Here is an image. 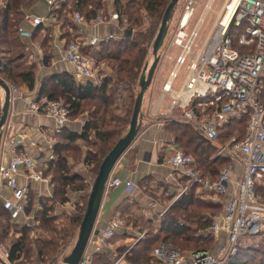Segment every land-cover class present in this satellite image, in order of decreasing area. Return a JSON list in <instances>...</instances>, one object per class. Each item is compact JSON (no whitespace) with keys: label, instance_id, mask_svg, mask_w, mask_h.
<instances>
[{"label":"built area","instance_id":"built-area-1","mask_svg":"<svg viewBox=\"0 0 264 264\" xmlns=\"http://www.w3.org/2000/svg\"><path fill=\"white\" fill-rule=\"evenodd\" d=\"M45 1L51 4L50 0ZM196 1L186 0L177 32L170 41V45L180 47L181 52L176 57L169 80L162 87L163 94L170 101L166 117L189 124L208 142L217 141L219 131L232 121L246 119V125L241 137L232 136L218 146L215 158H225L230 165L219 171L215 181L201 177L194 158L183 152H174L164 164L174 173L173 180L185 178L190 184L201 185L203 192L221 199L227 196L233 183L232 165L238 163L241 166V175L234 182L235 192L223 204V211L211 219L205 230L204 236L214 239L220 234L225 235L226 241L218 255L198 250L185 256L178 248L161 243L151 253L155 264H227L246 247L242 239L264 235V205L256 193L257 186L264 184V0H227L205 44L195 54L193 49L203 20L190 34L186 30L195 12ZM206 9L209 10V6ZM116 21L117 15L111 13L106 19H94L91 26ZM28 22L34 28L42 24L39 18H30ZM71 22L82 32L85 22L78 13L72 15ZM20 35L30 37V32L22 31ZM98 42L96 37L80 38L64 47L62 59L72 68L76 82L84 83L94 78L91 62L82 55L81 48L95 46ZM183 69L186 73L184 83L175 91L172 83ZM10 94L11 105L23 99L22 93L15 89H10ZM27 107L35 116L44 114L53 119L56 123L54 133H60L68 122L69 110L60 101L32 99L27 102ZM10 129L6 123L0 141V207L14 222L24 216L27 206L24 201L29 191L27 184L49 185L50 181L43 178L38 161L21 150L27 135L15 137ZM6 154L9 157L5 160ZM19 175L25 178L24 186L18 185ZM120 184L118 180L108 181L106 189ZM125 187L133 189L134 185L126 182ZM5 190L10 193L9 198L1 197ZM126 231L124 222L113 219L107 229L96 234L93 232L88 245L93 253L106 252L111 249V239ZM3 257L8 259V252L4 251Z\"/></svg>","mask_w":264,"mask_h":264},{"label":"trees","instance_id":"trees-1","mask_svg":"<svg viewBox=\"0 0 264 264\" xmlns=\"http://www.w3.org/2000/svg\"><path fill=\"white\" fill-rule=\"evenodd\" d=\"M102 1L60 0V2L51 7L49 17L60 20L62 17L61 13L65 12L66 8H69V11H67L68 15L63 17L65 23L69 21V16L75 11L83 16L85 22H90L97 15L101 14L99 11H101V7L103 6ZM170 1L129 0L125 4H121L119 0H115L113 3L114 13L118 17L119 25L123 27L122 25L125 23L126 30L132 33L136 27H140L141 25L140 9L148 15H153L154 13L152 17L157 19V27L160 26L164 10ZM4 2L5 9L0 17V77L15 78L16 73L13 70L16 69V72L17 70H22L21 73H17V77L31 90L33 89V72L31 71L33 70V66L24 69L22 67L23 64L20 66V63H18L24 59V49L19 31L24 19V10L34 6L37 0H4ZM154 27H149L146 32L137 30L129 37H124L120 40L110 39L100 42L97 49L88 46V48L81 50V53L85 56L89 55V52H92L93 55L91 56L94 60H97V57L98 60L111 59L117 61L119 65L115 72V80L112 76H107L98 85H92L91 83L81 85L75 83L69 74L64 73L47 77L41 83L38 94L39 98L54 101L56 98L61 97L65 100V104L69 110V118L80 116L84 112H87V117L80 133L73 132L67 126H64L61 133L55 137L58 141H56L55 145L51 146L50 154L53 156V159L48 161V173L53 170L51 183L52 197H41L38 199L41 201L37 205L40 209L36 212L37 216L35 218L40 223L38 227L44 233L52 236V238H38L34 242L38 264L57 263V258L68 247L74 236V226H80L85 212L86 202L83 201L81 207L77 206L75 213L66 216L69 222L68 227L71 230L63 228L58 231L56 226L52 225L53 217H51L50 212L53 207L47 205L49 201L65 204L69 201V196L72 194H79V201L85 200L88 197V195L84 194L85 188H87V179L81 173L69 172L68 158L62 155V153L76 152L79 155L82 154L81 164L87 170H91L93 175L96 176L103 158L116 142L125 135L129 127L135 98L139 91L138 82L146 65L144 64L145 58L147 52L150 51L149 48L152 47L157 33ZM42 31L44 29L39 25L35 30L34 38ZM69 37V35L66 36L67 41H69ZM50 39L48 36V43L45 42L46 39L41 41V49L46 48L47 53L49 52L48 54L44 52V65L49 64L51 57ZM110 48H113V51ZM94 56L96 57L94 58ZM28 69L31 70L27 71ZM122 93H124L127 101L119 105L118 108L116 106L113 107L116 98ZM88 104H90V107ZM120 110L122 114L117 116L116 112ZM245 125L246 119L230 122L219 131V138L215 142H208L200 137L189 124L171 118H168L167 122H165V130L172 134L173 142L180 149L194 158L196 168L202 177L207 176L215 179V166L221 165L224 167L229 165V161L225 158H214L218 146L226 141L223 140V136H230L236 132L241 137L244 133ZM77 142L83 144L84 153H82ZM180 182L182 184L189 183L185 178L181 179ZM145 186H147L146 182L144 185L142 183L141 187L145 188ZM192 187L196 190L195 185ZM191 188L172 204L169 208V214L165 219L160 221L158 226H155L151 220L147 222L149 230L152 231L147 232L143 240H139L133 245L129 251L130 256L127 257L128 261L132 264H155L150 252L155 245L161 242L168 243L179 249L181 247L182 249L190 244L195 245L200 240L207 239L193 234L195 230L192 226L196 225V229L206 230L210 224V218L209 220L205 219L204 222L198 219L199 213L196 212L195 208L200 209L202 206L190 194ZM261 191H263V188L257 187L256 193L258 196L261 194ZM260 196L262 198V195ZM28 197H33L32 192H30ZM33 204L34 201L30 199L29 207L25 208L26 213H30L29 208ZM131 206L129 203L122 205L118 211L121 215L132 216L129 209ZM213 209L216 212L221 210L218 205ZM178 211L182 212L180 216H176ZM3 218H6L5 221H2ZM6 220L10 223L8 214L0 207L1 240L7 237L10 229V225L6 223ZM12 223L20 225L19 220ZM132 225L136 226L135 220H132ZM31 230L32 227L28 223H24L19 227V237L11 241L7 247L8 264H24L23 262L26 259L29 260L32 251L30 244L32 242L29 241L28 234ZM122 237L125 238L126 234L123 233ZM259 237L263 241L260 245L253 246L249 244V248L241 249L227 264H249L250 262L252 264H264V235ZM93 263L105 264L103 257H98L97 261H92Z\"/></svg>","mask_w":264,"mask_h":264},{"label":"crops","instance_id":"crops-1","mask_svg":"<svg viewBox=\"0 0 264 264\" xmlns=\"http://www.w3.org/2000/svg\"><path fill=\"white\" fill-rule=\"evenodd\" d=\"M50 1L51 4L46 2L45 0H37L34 6H32L30 9L24 10V17H23L24 19L20 27L19 36L23 44V49L26 51L24 57H27L29 59V62L33 64L31 66L36 67L33 75V89L30 90L26 85H24V88L26 89L25 91L27 92L25 93L22 92L23 99L17 100L12 105H10L8 119H7V123H9V125L11 126L10 133L12 135H14L15 137H17L18 134L27 135L26 139H24L23 141L21 150L26 151L32 157H34L38 161V164L41 169H44L43 166H46L48 164V161L53 159L52 155L50 154V149L51 146L56 144V138H55L56 135L54 133V130L56 128V123L53 119L47 116H43V115L35 116L31 114L28 110L27 102L31 101L32 99H36L37 101L47 100L45 98L38 97L40 86L43 79L54 75H61L64 73L69 74L73 79L72 68L62 59V51L64 47L69 43L66 39L67 35L66 34L62 35L59 32L57 20L49 17L50 11L52 9L51 7H53L58 2H60V0H50ZM201 1L202 0L196 1L195 10L200 9ZM215 1L216 0H206L203 6H205V4L207 3L209 4L210 9L209 10L206 9L204 10V12L200 11L199 14L203 20L202 24L205 23V21L208 19L210 15H213V19L211 20V24L205 34V37L208 36L213 24L217 20L227 0H223L218 9L213 8ZM4 9H5V2L4 0H0V17ZM71 16L72 14L69 16V22L72 25L71 31L75 32L74 35L75 39L96 37L99 42L97 45L92 46L94 47V49L98 48L100 42L108 41L110 39L120 40L121 38L129 37L132 34L130 33V35L127 36L126 28L121 27L118 21L111 24L99 25L97 27H92L91 22L84 21L85 26L81 28L82 32H80L79 29L71 22ZM30 18L41 19L42 24L40 25L44 29V31L53 30V35L50 36L51 39L49 41V45L51 49L50 51L51 57L49 64L47 66L43 64L44 54L41 53L40 51L41 42L40 44L36 43L37 36L44 31L38 33L35 36L36 38H34L35 30L38 26L35 28L32 27V25L28 22ZM201 26H200V30L202 28ZM22 31L30 32V37H22L20 35ZM168 43L169 42H165L164 45L165 44L168 45ZM165 47H162L161 49V50H166L165 56L164 58H161L162 56L160 57V62L158 63L152 82L143 97V102L141 107L142 121H141L139 133L136 139L134 140V142L131 144V146L127 149V151L122 155L120 160L116 163L115 167L113 168L110 174L108 181L118 180L121 182V184L117 187L106 189L105 195L103 197L101 209L99 211L98 219L95 225L97 232L107 229L111 220L119 219L118 214H120V212L118 211V209H120V206L122 205L128 203L129 205L131 204L130 203L131 199L135 196L137 192H139L142 183L144 185L146 182V185H148L152 182L157 181L158 184L160 185L170 186V188H168L169 190H171L170 192H174V189L172 187H175L176 188L175 191H178L179 185H181L180 184L181 179L178 178L177 180L176 178V180H173L174 173H172L171 169L164 164L165 160L168 159V157L172 155L174 151L181 150L173 142L172 134L167 130H165V122H167L168 118H170V117H166V115L169 113L168 108L170 105V101L167 99L166 95H164L162 91L163 85L169 80V74L173 69L176 57L179 54V52L175 55V57L172 58L170 57L169 53L173 49L178 50L177 47L173 45H169L167 46V48ZM85 48H88V46L82 47L81 50ZM82 55L84 54L82 53ZM167 61L169 62L173 61L172 67L169 68L165 67V63ZM185 75L186 73L184 69L181 70L178 79L172 83L173 90L177 91L182 87L185 80ZM104 78L105 77L102 76L100 80ZM100 80H98L97 78L96 79L93 78L92 80H89L84 83H78L75 80L74 82L81 85H85L87 83H91L92 85H98ZM3 96H4L3 92L0 89V108L3 101ZM120 97L118 96L117 100H119ZM86 117H87V112H84L80 114L79 121L72 122L68 119L66 126L71 131L80 133L82 131V127ZM78 143L81 142H77V144ZM80 148L84 153L85 149L83 147ZM8 157L9 154H6L5 160ZM85 170L86 168L83 166V164H81V169L73 170V172L81 173L88 180L89 174ZM240 175H241V166L238 163L232 165L233 183L229 186L227 196L225 198L224 197L222 198L223 202L221 204V207L223 206L225 201H228L229 198L234 194L235 192L234 182L239 179ZM144 179L145 181L143 182ZM17 182L19 186H24L26 184L25 178L22 175H19L17 177ZM126 182L133 183L134 188L133 189L126 188L125 187ZM38 186L39 187L36 186V183H28L27 184V188L29 189L28 195H30V192H33L35 194H39L40 195L39 198L41 197L51 198L52 192H50V188H51L50 184L49 185L38 184ZM1 195L2 198L10 197V193L6 190L3 191ZM79 197H80L79 194H75L72 200V198L70 199L69 196L68 202L70 204L72 203L73 205L77 204V200H79ZM35 207L38 208V206ZM27 216L29 215L26 214V217L24 215L23 217L17 219L20 221L19 223L20 225L31 221V219H27L29 218ZM32 229H34V227H32ZM126 232H122L120 234L117 233L115 236L120 238V236H122L123 233L128 235V233ZM113 238L111 240H113ZM218 239L219 241H222L221 242L222 244L225 240V235L220 234ZM0 245H1L0 258L6 264H8L7 259L3 257V253L4 251L7 250V248H3L1 242ZM249 247L250 245H246L245 248H249ZM91 253H93L92 250L90 254ZM85 259L86 258H84V260Z\"/></svg>","mask_w":264,"mask_h":264},{"label":"rangeland","instance_id":"rangeland-1","mask_svg":"<svg viewBox=\"0 0 264 264\" xmlns=\"http://www.w3.org/2000/svg\"><path fill=\"white\" fill-rule=\"evenodd\" d=\"M114 1L115 0H103L102 1L103 6L101 7V11H99V12H101V14L97 15L94 19H96V18L106 19L109 14L113 13L114 12V5H113ZM119 1H120L121 4H125L129 0H119ZM222 1L223 0H216L215 4L213 5V8L214 9H218L220 4L222 3ZM205 2H206V0H202L200 9L198 8L199 10H195V12H194V14L192 16V19L190 21V24H189V26H188V28L186 30V32L188 34L191 33L193 28H196L197 23L202 19L200 17V15H199L200 11L204 12V10H206V6H209V4H207V3L205 4V6H203V4ZM185 3H186V0H179L177 6L175 7L173 15H172V18H171V21L169 23L167 35H166V38L164 40V43L165 42H169V43H168V45L167 44L164 45V43H163L162 47L166 46L165 48H167V46L170 45V41H171L173 35L177 32L178 23H179V20L181 18ZM67 11H69V8H66L65 12L61 13V15H62L61 19L57 20L58 29H59V32L62 35L63 34L64 35L65 34L66 35L70 34V37L68 38V40H69L68 42H77L78 39H75V37H74L75 32L71 31V28H72L71 23L69 21L65 23V21H64L65 19L63 18L65 15H68ZM75 13H78L83 18V16L79 12H76V11L72 12V15L75 14ZM153 15H154V13H153ZM153 15H148L146 12H144L143 10L140 9L139 10V16H140V19H141V25H140V27H136L134 29V31H132V33L136 32L137 30L142 31V32H146L149 29V27H152V26H155L154 28H156V32H157L159 26L156 27L157 19L152 17ZM94 19H92L91 21H93ZM212 19H213V15H210L208 17V19L205 21V23L202 24V26H201L202 28H201L200 33H199V38L197 39L196 46L193 49L195 54L197 53V50L202 45H204L205 42H206L205 38H207V37H205V34H206L210 24H211V20ZM117 21H118V17H117ZM122 26L126 27V24L124 23ZM52 35H53V30H45L44 32H42L41 34H39L37 36L36 43L40 44V42L45 40V39H46L45 42L48 43L47 37L48 36L50 37ZM162 47H161V49H162ZM149 49L151 51V47ZM161 49L159 51V56L160 57L162 56L161 58H164L166 50H161ZM177 49L178 50H176V49L175 50L174 49L171 50V52L169 53L170 57L173 58V57H175V55L178 52H181V48L180 47H178ZM110 50L113 51V48H110ZM40 51L43 54H44V52L47 53V49L46 48L43 49V50L41 49ZM150 51L147 52V56L145 58L146 60L144 62V64H148V66L151 64V62L153 60L152 56L150 55ZM23 53L25 55L26 51L23 50ZM89 53L90 54L87 55L86 57L91 62L92 71H93L92 73L94 75V78L95 79L97 78L98 80H100V78L102 76L103 77L112 76V78L115 80L116 79L115 72L118 69L119 63L117 61H114V60H111V59L98 60V58L96 56H94V58L96 57L97 60H94L93 57L91 56V55H93L92 52H89ZM172 60H174V59H172ZM159 62H160V59H159ZM18 63H20L19 64L20 66H21V64H23L22 67L24 69H27L28 67L33 65V64H31L29 62V59L27 57H24L23 61L22 62H18ZM172 64H173V61H171V62L167 61L165 63V67H167V68L172 67ZM45 66H47V65H45ZM35 69H36V67L33 66V70L28 69L27 71L31 70L33 72V75H34ZM13 71H14V73H16L15 74V78L14 77L8 78L6 76H3V77L1 76L0 78L7 84V86L10 89H15V90H17L20 93L27 92V91H25L26 89L24 88L25 84L17 77V75H18L17 73H21L22 70H17V72H16V69H15ZM123 95H124V93L119 95V97L121 96L119 98V100H117V98H116L115 102L113 103V107L116 106L118 108L119 105H121V104H123L124 102L127 101L125 96H123ZM46 101H49V100H46ZM54 101H60L61 103H63L66 106L65 100L63 98H61V97L60 98H56ZM88 106L90 107V104H88ZM85 109H87V107H85ZM120 112H121V110L119 112H116V115L117 116L121 115L122 113H120ZM42 115L45 116L44 114H42ZM39 116H41V115H39ZM79 117L80 116H77V117H74V118H69V116H68V119L70 121L74 122V121H79L80 120ZM60 133H55V135H58ZM238 135L239 134L236 133V132L233 135H230V136L225 135V136H223L224 137L223 140L228 141L232 136L240 137ZM56 141H58V139H56ZM77 145L79 147H83L82 143H78ZM69 151H71V149H69ZM176 151L185 153V151L182 150V149L181 150H176ZM176 151H174V152H176ZM82 153H83V151H82ZM185 154H187V153H185ZM62 155H65L68 158V165H69V169H70L69 172L70 173H72L73 170L81 169V159H82L81 155L82 154L79 155L76 152H69V153L63 152ZM43 167H44V169H42V176H43V178L48 179L50 181L49 184L51 185L52 176H53V170H51L48 173V168H49L48 164L46 166H43ZM224 167L221 166V165L220 166H217V165L215 166V168H214L216 170V174H215L216 178L215 179H211V178H209L207 176L203 177V178H208L211 181H215L217 179V177H218L219 171L222 168H224ZM85 171L89 174V179L87 180V188H85L84 194L88 195L89 192H90L91 185H92V182L94 180L95 175H93V172H91V170H87L86 169ZM197 172L199 173L198 170H197ZM199 175L202 177V175L200 173H199ZM177 180H178V178H177ZM180 184L181 185H179V190L178 191H175L176 188L172 187L174 189V192H170L171 190L168 189V188H170V186L160 185V184H158L157 181L148 184L147 186H145V188L144 187H140L139 192H137L135 194V196L130 201L132 206L129 209H130V212H131L132 216H129V215L125 216L123 214L122 215L118 214L119 220L124 222V228L127 229L126 233H128V235H126L125 238L122 237V236H120V238L115 236L113 238V240L110 241L111 249H108L106 252L91 253L90 254L91 249H90V246L87 245V248H86V251H85V254H84V258H86L84 260V261H86L85 264H92V261H97L98 257H103L105 264H125L124 262H126V264H132L127 259V257L130 256L129 251L131 250V248L133 247L134 244H136L139 240H143L146 237V233L147 232H151L152 231V230H149V226H148L147 222H149L151 220L152 223L155 226H158L160 221L162 219H165L167 217V215L169 214V208L172 206V204L174 202H176V200L179 199V197L181 195H184L185 193H187V191L193 185H195L196 190H195V188L192 187L193 189L191 188L192 191L190 190L191 191L190 194H192V197L194 198V200L198 201L200 203V205L202 206V208H200V209L195 208L196 212L199 213L198 219H200L202 222H204L205 219L209 220V218H210V223H211V219L216 214H218V213L223 211V206L221 207V203L223 202V199L215 198L210 193L203 192L201 185L190 184V182L189 183H185V184H182V183H180ZM36 186L39 187L38 184H36ZM50 187H51L50 188V192H52V186H50ZM257 187H262L263 188V191H261V194L259 193L260 195H262V198H261L260 195L258 196L259 197V201L262 203L263 202V198H264V184L259 185ZM186 188H187V190L184 192L183 190H185ZM30 191H32V190H30ZM39 196H40L39 194L33 193V197L32 198L26 197V200L24 201V203L25 202L27 203L26 208L29 207V200L30 199L34 201L33 206H31L32 208L31 207L29 208V212L30 213H26V212L24 213L25 217H26V214L29 215V216H27V217H29L27 219H31V221L28 222V223L31 224L30 225L31 227H34V229H32L31 232L28 234L29 241L32 242V244H30L31 245L30 247L32 249L31 254H30V258L31 259L30 258H29V260L26 259V261L23 262L24 264H38L37 263V259H36V257H37L36 256V247H35V243H34L36 241V239H38V238H52V236H49L48 234L44 233L40 229V227H38L40 225V223L35 218V216H37L36 212L40 209V208L35 207V206H37L39 204V202H41L40 200H38ZM73 196H74L73 194L70 195V199L72 198V200H73ZM51 197H52V195H51ZM83 201L87 202V199H85V200L82 199V201L81 200L80 201L77 200V204L78 205L77 204L73 205L72 203L70 204L69 202H67L65 204H61V203H58V202L54 203V201H49L47 205L48 206L51 205L53 207L52 211L50 212L51 217H53L52 225L56 226V229L58 231H60V229H63V228H67L68 229L69 228L68 227L69 222L67 221V217L66 216H68L69 214L75 213L76 209H77V206L81 207V205L83 204ZM152 203H155V204H152ZM262 204L264 205V202ZM217 205L220 206V208H221V210L219 212H216V210L213 209ZM191 209H193V208H191ZM181 214H182V212L178 211V213H176V216H180ZM5 219L6 218H3L2 221H5ZM132 220H135L136 226L132 225ZM12 222L10 221V223H8V221L6 220V223H8L10 225V229H9V231L7 233V237L5 239H2V240L0 239V242L3 245V248H7L11 241H13V240H15L16 238L19 237L18 230H19V227L21 225H15ZM209 226H210V224H209ZM192 227L195 230V233H193L194 235H198L200 237H203V239L204 238H207V239L200 240L195 245L190 244L186 248H182L181 249V247H180L181 250L178 248L180 250V253L185 255V256H187V255L195 252L193 250H196V249L201 250V248H203L202 250H205V251L209 252L210 254L217 256L218 253H219L220 247L226 241V237H225L224 242L221 244L222 241H219L218 238H217L218 239L217 240V239H214L211 236H204L205 230L196 229L197 228L196 225H194ZM207 228H206V230H207ZM68 230H71V228H69ZM73 230H74V236L71 239L70 244L68 245V247L65 250H63L61 252V254L59 255V257L57 258V263L56 264H61L62 263L61 262L62 259L64 257L68 256L70 251L72 250V248L74 246V243H75V241L77 239L79 225L74 226ZM93 232L95 234L97 233V230H96L95 226H94ZM93 232H92V234H93ZM120 233H122V232H119V234ZM259 236H262V235H259ZM259 236L246 237V238L242 239V242L244 244H246V245H249V244H252L253 246L254 245H260L263 241L261 240V237H259ZM161 243H164V242H161ZM161 243H159V244H161ZM159 244H157L155 246L153 245L154 246L153 249L155 247H157ZM165 244H168V243H165ZM196 251H198V250H196ZM6 252H8V250H6ZM125 253H126V255L124 256V258L121 259L120 261H118L120 259L119 257H123V255ZM150 253H152V251ZM93 264H97V263H93ZM249 264H252V262H250Z\"/></svg>","mask_w":264,"mask_h":264},{"label":"water","instance_id":"water-1","mask_svg":"<svg viewBox=\"0 0 264 264\" xmlns=\"http://www.w3.org/2000/svg\"><path fill=\"white\" fill-rule=\"evenodd\" d=\"M179 0H171L170 3L164 10L160 26L157 30L155 39L151 47L152 62L148 66L146 64L141 73L138 88L139 91L136 95L131 119L129 122V127L125 135L120 138L113 148L107 153L103 158L99 170L94 177L91 185L90 192L87 197L85 212L81 220L77 239L74 243L72 250L69 255L62 259L61 264H83L84 254L89 242V239L94 230L99 211L101 209L103 197L106 192V184L109 180L110 174L115 167L116 163L120 160L122 155L127 151L131 144L136 139L140 125L142 121L141 107L143 102V97L148 87L150 86L154 73L159 63V51L163 46L164 40L166 38L169 23L171 21L175 7L177 6ZM131 31H127L126 35L129 36ZM0 89L3 92V101L0 108V141L2 136V130L7 123L9 109L11 105V94L10 89L7 84L0 78ZM0 264H6L0 258Z\"/></svg>","mask_w":264,"mask_h":264}]
</instances>
